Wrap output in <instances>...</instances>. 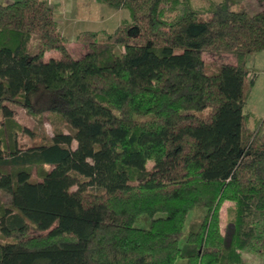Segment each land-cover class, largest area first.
Returning <instances> with one entry per match:
<instances>
[{
    "label": "trees",
    "instance_id": "obj_1",
    "mask_svg": "<svg viewBox=\"0 0 264 264\" xmlns=\"http://www.w3.org/2000/svg\"><path fill=\"white\" fill-rule=\"evenodd\" d=\"M96 1L129 18L112 32L79 33V58L48 0L0 4V264H247L241 249L264 255V126L256 118L249 129L244 113L264 9ZM204 52L234 62L208 72ZM13 106L47 112L70 132L21 149L29 130ZM196 207L204 213L180 243ZM140 215L149 227L134 226Z\"/></svg>",
    "mask_w": 264,
    "mask_h": 264
},
{
    "label": "rangeland",
    "instance_id": "obj_2",
    "mask_svg": "<svg viewBox=\"0 0 264 264\" xmlns=\"http://www.w3.org/2000/svg\"><path fill=\"white\" fill-rule=\"evenodd\" d=\"M14 0H0V4H6ZM54 9L55 19L60 33L65 39L67 47L70 49L74 57H81L87 51L85 42L76 39L77 35L83 31H106L112 32L123 19H128V11L126 9L114 10L105 4L96 0H48ZM194 6H205L208 0H192ZM248 13H256L264 9V0H241L240 2ZM57 55L56 51L47 53V56ZM204 60L208 72L215 71L218 65L223 63H233V55L220 53L218 55L212 52H204ZM248 67L250 69V77L253 79L252 92L244 105V113L250 118L247 127L253 129L256 118L264 120V51L252 54L248 58ZM120 81V80H117ZM109 84L114 82L109 81ZM124 84L132 86L133 82L129 79L124 80ZM14 118L23 126L28 128L29 133H21L18 135V146L21 149L37 147L42 141L48 139L44 136L51 137L55 132H70L67 126L55 116L44 112L41 118H34L23 108L13 106ZM260 115V117H259ZM75 142H72V146ZM7 196L3 195V199L7 200ZM232 204L224 202L220 208V228L221 232H225V210ZM204 213V209L196 207L188 214L183 225V232L179 241L182 243L187 235L190 223L194 219H198ZM161 214H155V218ZM147 215H140L134 221L136 227H149L152 219ZM39 232L31 228L28 236L35 235ZM0 241H8V238L0 236ZM241 256L247 264H264V255L257 253L251 249L245 248L240 250Z\"/></svg>",
    "mask_w": 264,
    "mask_h": 264
},
{
    "label": "crops",
    "instance_id": "obj_3",
    "mask_svg": "<svg viewBox=\"0 0 264 264\" xmlns=\"http://www.w3.org/2000/svg\"><path fill=\"white\" fill-rule=\"evenodd\" d=\"M238 2H241V0H237ZM57 28H58V26H57ZM58 30H59V28H58ZM59 32H60V30H59ZM259 117H260V115H259ZM262 124H263V126H264V120H262Z\"/></svg>",
    "mask_w": 264,
    "mask_h": 264
}]
</instances>
